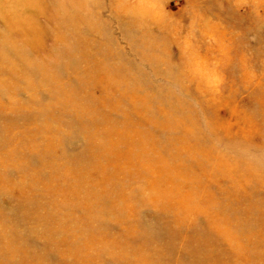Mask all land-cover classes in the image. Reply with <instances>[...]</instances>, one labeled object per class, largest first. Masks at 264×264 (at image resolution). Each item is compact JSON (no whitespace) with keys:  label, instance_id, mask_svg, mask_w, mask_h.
Returning <instances> with one entry per match:
<instances>
[{"label":"rangeland","instance_id":"obj_1","mask_svg":"<svg viewBox=\"0 0 264 264\" xmlns=\"http://www.w3.org/2000/svg\"><path fill=\"white\" fill-rule=\"evenodd\" d=\"M0 264H264V0H0Z\"/></svg>","mask_w":264,"mask_h":264}]
</instances>
